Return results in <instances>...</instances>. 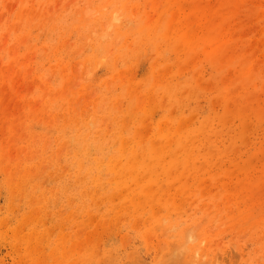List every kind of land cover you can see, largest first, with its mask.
<instances>
[{
  "label": "rangeland",
  "instance_id": "rangeland-1",
  "mask_svg": "<svg viewBox=\"0 0 264 264\" xmlns=\"http://www.w3.org/2000/svg\"><path fill=\"white\" fill-rule=\"evenodd\" d=\"M0 224V264H264V0H0Z\"/></svg>",
  "mask_w": 264,
  "mask_h": 264
},
{
  "label": "bare ground",
  "instance_id": "bare-ground-1",
  "mask_svg": "<svg viewBox=\"0 0 264 264\" xmlns=\"http://www.w3.org/2000/svg\"><path fill=\"white\" fill-rule=\"evenodd\" d=\"M12 173H13V172H12ZM12 173H11V174H12ZM139 173H140V172H139ZM133 174H134V172H133ZM135 175H136V174H135ZM136 176H138V175H136ZM139 176H140V175H139ZM137 180H138V179H137ZM9 182H10V181H9ZM13 182H14V180H13ZM18 183H19V182H18ZM18 183H17V184H18ZM9 184H10V183H9ZM14 184H15V183H14ZM8 188H9V187H8ZM15 188H16V187H15ZM16 190H17V189H16ZM9 191H10V190H9ZM14 191H15V189H14ZM17 191H18V190H17ZM144 191H145V190H144ZM9 197H10V196H9ZM146 200H147V199H146ZM147 202L149 203V201H147ZM147 202H146V203H147ZM7 210H8V209H7ZM1 224H2V223H1ZM1 224H0V225H1ZM23 224H24V223H23Z\"/></svg>",
  "mask_w": 264,
  "mask_h": 264
}]
</instances>
